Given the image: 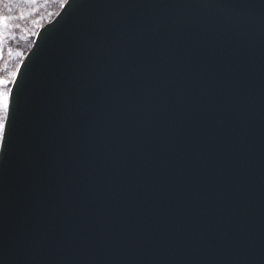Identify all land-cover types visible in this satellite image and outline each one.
<instances>
[{
    "label": "water",
    "instance_id": "95a60500",
    "mask_svg": "<svg viewBox=\"0 0 264 264\" xmlns=\"http://www.w3.org/2000/svg\"><path fill=\"white\" fill-rule=\"evenodd\" d=\"M10 89L0 264H264V0H66Z\"/></svg>",
    "mask_w": 264,
    "mask_h": 264
},
{
    "label": "trees",
    "instance_id": "16d2710c",
    "mask_svg": "<svg viewBox=\"0 0 264 264\" xmlns=\"http://www.w3.org/2000/svg\"><path fill=\"white\" fill-rule=\"evenodd\" d=\"M62 3L63 0H38L35 4H8L0 0V12L13 17L0 41V77L8 81V87L38 28L53 17Z\"/></svg>",
    "mask_w": 264,
    "mask_h": 264
},
{
    "label": "snow or ice",
    "instance_id": "6c2138e0",
    "mask_svg": "<svg viewBox=\"0 0 264 264\" xmlns=\"http://www.w3.org/2000/svg\"><path fill=\"white\" fill-rule=\"evenodd\" d=\"M8 4L12 3H29L35 4L38 0H4ZM66 2V0H63ZM23 18V15L20 17ZM13 17L5 16L0 12V41L3 39L4 29L8 27L9 21ZM2 51V49H0ZM8 81L0 78V141H5L9 137L10 123L13 116V101L11 98V89L7 88Z\"/></svg>",
    "mask_w": 264,
    "mask_h": 264
},
{
    "label": "rangeland",
    "instance_id": "374dc122",
    "mask_svg": "<svg viewBox=\"0 0 264 264\" xmlns=\"http://www.w3.org/2000/svg\"><path fill=\"white\" fill-rule=\"evenodd\" d=\"M0 78H2V77H0ZM4 79V78H3ZM6 80V79H5ZM11 83V82H10ZM9 86H10V84H9ZM7 88H9L8 86H7Z\"/></svg>",
    "mask_w": 264,
    "mask_h": 264
}]
</instances>
